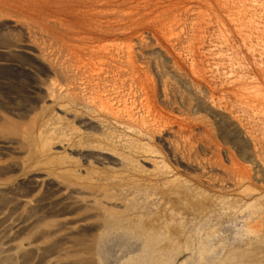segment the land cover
Returning a JSON list of instances; mask_svg holds the SVG:
<instances>
[{"label":"rangeland","instance_id":"rangeland-1","mask_svg":"<svg viewBox=\"0 0 264 264\" xmlns=\"http://www.w3.org/2000/svg\"><path fill=\"white\" fill-rule=\"evenodd\" d=\"M65 2L0 0V264H264V0Z\"/></svg>","mask_w":264,"mask_h":264},{"label":"bare ground","instance_id":"bare-ground-1","mask_svg":"<svg viewBox=\"0 0 264 264\" xmlns=\"http://www.w3.org/2000/svg\"><path fill=\"white\" fill-rule=\"evenodd\" d=\"M66 2V4L67 5H70V6H72V7H79V6H81L82 4H85V2H87V6H88V3H90V2H92L93 0H65ZM100 2H102L103 3V1H100ZM105 2V1H104ZM107 2V1H106ZM109 2V1H108ZM107 2V3H108ZM111 3V2H110ZM110 3H109V5H110ZM105 4V3H104ZM90 5V4H89ZM107 5V4H106ZM3 12V11H2ZM53 19V18H52ZM55 20V19H54ZM53 20V22L52 23H56V22H58V21H54ZM48 21H51V20H47V22ZM27 23V22H26ZM50 23V22H49ZM59 23H60V21H59ZM61 26H62V24H61ZM69 29V28H68ZM174 224V223H173ZM176 226V225H175ZM173 229V228H172Z\"/></svg>","mask_w":264,"mask_h":264}]
</instances>
